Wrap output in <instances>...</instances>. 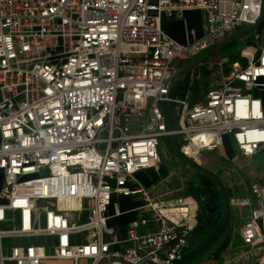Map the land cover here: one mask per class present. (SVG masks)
Instances as JSON below:
<instances>
[{"label":"built area","instance_id":"1","mask_svg":"<svg viewBox=\"0 0 264 264\" xmlns=\"http://www.w3.org/2000/svg\"><path fill=\"white\" fill-rule=\"evenodd\" d=\"M263 1L0 0V264L182 261L196 200L139 178L159 169L170 135L159 103L179 60L256 24ZM190 10L202 13L203 35L182 44L161 20ZM251 35L242 61L197 101L191 73L182 87L179 146L193 160L230 140L239 156L264 151V21ZM249 189L257 208L230 263L264 264V182ZM115 197L140 203L123 240Z\"/></svg>","mask_w":264,"mask_h":264},{"label":"rangeland","instance_id":"2","mask_svg":"<svg viewBox=\"0 0 264 264\" xmlns=\"http://www.w3.org/2000/svg\"><path fill=\"white\" fill-rule=\"evenodd\" d=\"M246 45L245 41H240L237 48L242 50ZM188 59L189 58H186V60ZM186 60H179L178 66L187 63ZM208 64L213 66L211 70L208 69ZM227 65V59L219 53L194 69L191 72L194 78V84L190 94V102L197 101L198 97L201 96L210 85L219 82L222 74L225 73ZM169 144L168 139L163 140L159 169L157 171L152 170L148 173V178L153 182L150 185H144L148 188L158 185L159 187L156 191H161L162 193L172 192L170 198H177L180 196L189 197L191 195L194 197L197 196L198 190L192 191L187 182L192 173V169L185 166L186 163L177 157ZM198 160L199 164L214 171L218 175L225 186L231 190L232 195L234 194L235 188H239L240 191L249 195L248 187L250 184L264 178V151L252 157L239 156L237 148L231 140L227 141L225 147L220 150L211 153H203ZM43 174H46V171H44ZM240 222L241 221H238L236 224L239 225ZM233 224L235 225L234 216H232V225ZM158 229V225H152L148 227V229L144 228L140 231L145 233L148 230L156 231ZM233 239L235 240V244L239 243V237L237 235H234ZM185 254H187V252ZM204 256L200 259H203ZM53 264L65 263L56 262Z\"/></svg>","mask_w":264,"mask_h":264},{"label":"water","instance_id":"3","mask_svg":"<svg viewBox=\"0 0 264 264\" xmlns=\"http://www.w3.org/2000/svg\"><path fill=\"white\" fill-rule=\"evenodd\" d=\"M263 21L264 1L261 18L256 24L242 28L224 42L217 44L202 55L190 60L189 62L179 67L168 80L169 91L166 97L167 99L159 103V108L163 113L167 130L170 132V135L167 139L170 143L171 149L179 159L186 163L188 167L199 174L207 176L215 183L222 196L223 202V211L220 215L221 219L217 221L219 222V225L215 232L198 247H193L194 249H187V254H185L184 259L177 264H192L196 262L202 256L206 255L210 250H212L215 246H217L221 241H223L229 234H231L233 209L231 202L232 193H230L231 190L225 186L218 175L214 171L203 167L196 160H193L190 157L186 156L181 151L179 146V130L183 106L176 100L181 94L183 85L186 83L190 73L194 69L221 53L228 46L239 42L253 32L258 31L262 26Z\"/></svg>","mask_w":264,"mask_h":264},{"label":"crops","instance_id":"4","mask_svg":"<svg viewBox=\"0 0 264 264\" xmlns=\"http://www.w3.org/2000/svg\"><path fill=\"white\" fill-rule=\"evenodd\" d=\"M203 24L202 13L197 10L186 11L182 18L163 17L161 20L162 30L169 37L182 44L192 43L199 39L203 35ZM251 37L252 35L250 34L240 41H245L248 44ZM262 97L264 99V95ZM259 182H264V178L259 179ZM1 183L2 175L0 173V185ZM249 188L250 186L248 187L249 195L240 191L239 188H235L234 194L232 195V199L234 200L232 209L235 225H232L231 234L215 246L210 254L203 259H198L194 264H236L230 263V259L232 260L234 258L233 260H235L234 255L242 248L240 229L250 219L251 211L257 208L255 199ZM113 200V205L110 209V213L113 216L111 224L116 230L115 237L123 240L127 235L128 223L135 216L131 211L133 208L139 206L140 203L134 198L115 197ZM243 200H247L251 205L242 206L238 204V202L240 203ZM238 221H241L239 225L236 224ZM234 235L239 237V243L237 244H235V240L233 239Z\"/></svg>","mask_w":264,"mask_h":264},{"label":"flooded vegetation","instance_id":"5","mask_svg":"<svg viewBox=\"0 0 264 264\" xmlns=\"http://www.w3.org/2000/svg\"><path fill=\"white\" fill-rule=\"evenodd\" d=\"M187 182L192 191L198 190L197 196L191 195L197 202L198 223L190 236L186 250L194 249L206 241V239L202 241L205 231L212 223L221 219L223 211L222 196L210 178L192 170Z\"/></svg>","mask_w":264,"mask_h":264},{"label":"trees","instance_id":"6","mask_svg":"<svg viewBox=\"0 0 264 264\" xmlns=\"http://www.w3.org/2000/svg\"><path fill=\"white\" fill-rule=\"evenodd\" d=\"M238 43L239 42H236V43L230 45L229 47H227L225 50H223L221 52V55L224 58H226L227 59V62H228V65L225 68V72H227L229 70V66H230V64L232 62L242 61V58H241V55H240V50L237 48ZM147 175L148 174H145V173L144 174H140L139 175V178H140V180L142 181L143 184L150 185V184H152L153 181L150 180ZM218 225H219V222L212 223L211 226L208 228V230L205 231L204 236L202 238V241H204L205 239L207 240L215 232V230L217 229V226ZM212 250H210L205 256H207L208 254H210Z\"/></svg>","mask_w":264,"mask_h":264},{"label":"bare ground","instance_id":"7","mask_svg":"<svg viewBox=\"0 0 264 264\" xmlns=\"http://www.w3.org/2000/svg\"><path fill=\"white\" fill-rule=\"evenodd\" d=\"M199 162V160H197Z\"/></svg>","mask_w":264,"mask_h":264}]
</instances>
